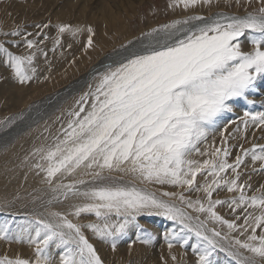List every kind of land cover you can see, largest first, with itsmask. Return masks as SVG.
Listing matches in <instances>:
<instances>
[{"label":"snow or ice","instance_id":"6c2138e0","mask_svg":"<svg viewBox=\"0 0 264 264\" xmlns=\"http://www.w3.org/2000/svg\"><path fill=\"white\" fill-rule=\"evenodd\" d=\"M213 3L170 0L168 7L187 12ZM232 3L226 0L228 6ZM256 3L259 6L244 15H189L153 28L127 56L94 76L95 86L61 118L59 130L52 134L45 129L49 135L26 158L50 194L40 205L44 211L33 209L20 219L12 215L0 221V241L26 244L33 255H4L0 264H56L53 249L59 264H104L85 229L114 251L130 227L137 230L140 243L151 244L153 233L140 224L142 215L173 221L177 227L165 234L169 250L173 241L191 247L198 257L196 264H217L218 251L226 253L228 264H264V185L256 190L259 194L249 195L251 185L241 181L240 172L250 158L253 164L260 162L264 173V145L241 146L232 163L229 137L220 147L212 144L201 150L216 129L217 118L233 111L230 102L252 103L249 94L264 82V0ZM252 4L253 0H235L240 7ZM35 27L41 31L33 34L19 25L9 31L0 28V63L21 85L38 79L37 53L48 57L40 47L49 38L42 31L48 25ZM56 27L53 52L61 35L82 31L67 24ZM87 32L90 48L92 29ZM245 41L251 45L248 51L242 48ZM13 48L28 51L18 53ZM242 120L245 130L249 125L264 128V111H245ZM141 185H168L182 191L158 195ZM218 190L238 195L214 199ZM197 193L203 198H190ZM65 202V212L49 207ZM221 206L235 214L232 221L218 213ZM188 209L205 219L193 217ZM91 217L95 222H79ZM209 222L226 226L227 234L208 227ZM222 241L229 243L225 246Z\"/></svg>","mask_w":264,"mask_h":264},{"label":"rangeland","instance_id":"374dc122","mask_svg":"<svg viewBox=\"0 0 264 264\" xmlns=\"http://www.w3.org/2000/svg\"><path fill=\"white\" fill-rule=\"evenodd\" d=\"M99 1L0 0V28L9 31L19 25L35 34L41 31L35 25L47 24L48 27L43 28L42 31L49 37L40 44V47L48 52L47 59L37 53L38 79L21 85L14 79L10 69L0 63V122L14 121L8 126H5V123H0V134L8 132L14 127L21 120L20 117H23L31 108L41 105L42 102L76 81L101 56L113 55L116 50L125 47L127 41L137 39L147 31H150L148 28L153 29L160 26L158 23L161 21L165 24L173 20L182 19L179 17L185 18L189 15L210 16L220 10L224 13L244 15L245 10L254 11L259 6L256 0H253L252 6L245 5L244 7L236 6L235 0H233L232 6H228L226 0H219V3L214 0L211 7L205 6L197 8L198 10L185 12L181 8H169L170 0L135 1L133 6H129L128 9H125L123 0ZM130 2L128 1L127 3ZM241 2L243 3V0ZM98 5H101V8ZM103 8L105 9L103 10ZM111 13L114 17H111ZM60 24H67L73 29L79 28L82 31L77 35H73L72 32H66L61 35L60 46L53 52L51 49L55 46L54 41L58 31L56 26ZM88 28L92 29L93 44L90 48L87 45L90 35L87 32ZM242 48L248 51L251 49V45L245 41ZM11 50L18 53L20 51H28L16 48ZM95 72L97 70L93 71L92 74ZM90 79L91 76L85 78L83 85L75 90L68 101L63 103L52 115L24 131L14 141L5 143L7 145L2 146L0 149V221L12 215L20 219L21 215L31 213L33 209L44 211L40 205L43 200L50 199V194L42 178L30 170L25 162L26 158L30 157L34 147L42 143L44 138L49 135L45 129H49L52 134H55L59 130L61 123L64 122L61 118L74 106L81 95L89 91L90 86H95L96 80L94 77ZM263 91L264 82H260L259 89L255 93L249 94L248 99L252 103H248L243 99L230 102L233 111L224 113L217 118L219 125L217 124L216 129L209 134L207 143L201 146V150L208 149L209 145L212 144L220 147L224 137H229L227 146L231 148L232 154L229 157V162L232 163L235 156L241 154V146L244 149H250L253 145H264V128H256L249 125L247 130H245L242 120L245 111H264V103H262V101L264 102ZM225 129L227 130L225 131ZM216 130L218 133L215 132ZM194 158L203 160L207 157ZM254 168L256 169L255 171L253 170ZM260 168V162L253 164L250 158H246L244 165L240 168L242 173L241 181H247L251 185L252 191L249 192V195L259 194L256 190L260 189L261 185H264V173L260 172ZM248 177H251V179H248ZM123 179L127 181L130 177H123ZM208 179L210 180L211 177H208ZM197 180L200 182L199 176ZM141 187H147L158 195L163 192L179 193L182 191L168 185H141ZM218 191L220 194L219 196L214 194V199L225 200L238 195V193ZM185 194L189 195L187 192ZM203 195V193H197L191 195L190 198H203ZM164 199H167V197H164ZM173 202L179 203L178 201ZM49 207L52 211L65 212L67 210L66 202L53 203ZM187 211L193 217L200 216V219H205L204 215L193 212L190 209ZM217 211L226 220L232 221L235 218V214L227 207H218ZM74 222L76 221L74 220ZM79 222H95V218L81 219ZM139 222L147 231L153 233L151 244H143L136 239L138 232L135 227H130L128 236L119 242L115 251L110 244L94 238L89 230L85 229V234L96 247L104 264H164L165 261H167V264H196L198 257L192 252L191 247H183L173 241L174 247L169 250L165 234H171L172 229L177 227L173 221L157 215H142L139 217ZM236 222L240 223L241 221L237 220ZM208 227H215L222 234H227L228 232L226 226L212 222L208 223ZM237 235V233H232L234 237ZM239 238L244 239V237ZM192 243H194V238L193 241H190V245ZM222 243L227 246L229 241H222ZM52 251L56 264H59L57 250L53 249ZM245 254L250 255L248 253ZM4 255L9 258H15L16 256L30 258L33 255V249L26 244H7L4 241H0V257ZM172 256L176 257L175 261L172 260ZM215 259L217 264H228L229 260L226 253L219 251L215 254Z\"/></svg>","mask_w":264,"mask_h":264},{"label":"bare ground","instance_id":"6f19581e","mask_svg":"<svg viewBox=\"0 0 264 264\" xmlns=\"http://www.w3.org/2000/svg\"><path fill=\"white\" fill-rule=\"evenodd\" d=\"M87 1V0H86ZM101 1V0H100ZM99 1V2H100ZM118 1V0H117ZM121 1V0H120ZM128 1H131L130 3H127ZM135 1L137 2H141L143 0H123V3L125 4V9H128L129 6H133V4L135 3ZM90 2V1H89ZM111 2V1H109ZM116 2V1H115ZM114 2V3H115ZM107 3V2H106ZM105 3V4H106ZM113 3V4H114ZM117 4H120L118 2H116ZM122 3V2H121ZM122 3V4H123ZM87 4V2H86ZM99 4V3H98ZM103 4V3H102ZM112 5V3H111ZM121 5V4H120ZM101 5H98V7ZM104 7V6H103ZM117 8V7H116ZM105 8H103L104 10ZM118 9V8H117ZM109 10V9H108ZM198 10V9H197ZM202 10V9H201ZM101 11V10H100ZM190 11V10H189ZM103 12V11H102ZM111 12H113L111 10ZM105 13V11H104ZM110 13V12H109ZM114 13V12H113ZM192 13V12H191ZM217 13H224L223 11H219V12H215L213 14H211L210 16H206V17H211ZM226 13V12H225ZM107 14V13H106ZM117 14V13H116ZM229 14V13H227ZM100 15V14H99ZM114 17V15L111 13V17ZM108 17V16H107ZM164 17V16H163ZM118 18V16H117ZM123 18V17H122ZM179 18H183V17H179ZM160 20V19H159ZM158 20V21H159ZM114 21V20H113ZM117 21V19H116ZM115 21V22H116ZM112 22V21H111ZM164 24L163 21L159 22L158 25ZM153 25V24H152ZM157 25V26H158ZM155 27V26H154ZM148 30H151L148 28ZM148 32V31H147ZM129 36H131L129 34ZM128 37V35H127ZM125 37V38H127ZM143 36L137 38V39H132L130 41H127L125 47H122L118 50H116L114 52L113 55L111 56H101V58H99V60L95 61L94 64L90 67V69L84 73L83 75H81L76 81H74L73 83L69 84L67 87H65L63 90H61L59 93H57L56 95H54L53 97L49 98L48 100L44 101L41 103V105H38L37 107L31 108L29 111H27L23 118L17 122V124L12 127L8 132L4 133V134H0V149L2 148V146L7 145L5 143L8 142H12L14 141L17 137L21 136V134L26 131L27 129L31 128L32 126L36 125L37 123H39L40 121H42L43 119L45 120V118L49 117L50 115H52L57 109H59V107H61L63 105V103H65L66 101H68V99L71 97V94L77 90L78 88H80L83 83L85 78H89L91 76V79L99 72V71H103L104 68L107 65H114L117 61L122 60L125 56L128 55L130 50H133L134 47L139 46L140 40ZM111 41V40H110ZM108 44V43H107ZM109 46V45H108ZM106 47V46H105ZM93 69V70H92ZM97 70V72H95L94 74H92L93 71ZM90 79V80H91ZM67 83V82H66ZM260 92V91H258ZM264 93V91L262 92ZM16 95V94H15ZM259 95V94H258ZM262 98V97H260ZM258 99V98H257ZM264 100V99H263ZM262 103H264L262 101ZM259 104V103H258ZM262 106V104H261ZM226 122V121H225ZM222 123V122H221ZM219 125V124H218ZM224 126V125H223ZM253 128V127H252ZM231 129V128H230ZM255 129V128H254ZM219 130V129H218ZM262 130V129H261ZM258 131V130H257ZM216 133L217 130L215 131ZM260 132V131H259ZM257 134V133H256ZM255 135V134H254ZM260 135V134H259ZM255 137V136H254ZM19 219V218H18ZM161 222V221H160ZM157 240V239H156ZM137 251V250H136ZM140 251V249H139ZM147 253V252H145ZM175 253V252H174ZM27 255V254H26ZM123 255V254H122ZM155 256V255H154ZM143 258V257H142Z\"/></svg>","mask_w":264,"mask_h":264}]
</instances>
